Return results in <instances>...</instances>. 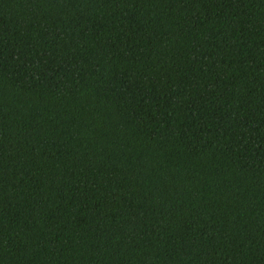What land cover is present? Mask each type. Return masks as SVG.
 Here are the masks:
<instances>
[{
  "label": "trees",
  "instance_id": "trees-1",
  "mask_svg": "<svg viewBox=\"0 0 264 264\" xmlns=\"http://www.w3.org/2000/svg\"><path fill=\"white\" fill-rule=\"evenodd\" d=\"M0 264H264V0H0Z\"/></svg>",
  "mask_w": 264,
  "mask_h": 264
}]
</instances>
